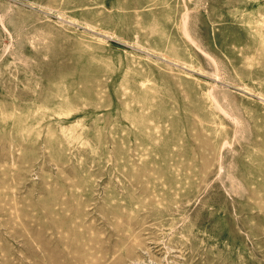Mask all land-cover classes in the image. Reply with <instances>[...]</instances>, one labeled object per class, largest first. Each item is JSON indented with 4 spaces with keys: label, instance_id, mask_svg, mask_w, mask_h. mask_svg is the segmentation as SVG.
I'll list each match as a JSON object with an SVG mask.
<instances>
[{
    "label": "rangeland",
    "instance_id": "obj_1",
    "mask_svg": "<svg viewBox=\"0 0 264 264\" xmlns=\"http://www.w3.org/2000/svg\"><path fill=\"white\" fill-rule=\"evenodd\" d=\"M0 264H264V0H0Z\"/></svg>",
    "mask_w": 264,
    "mask_h": 264
}]
</instances>
